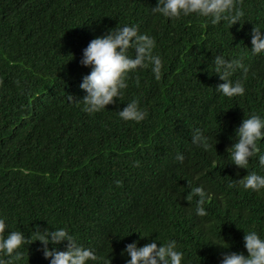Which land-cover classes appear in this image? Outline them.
<instances>
[{"label": "trees", "instance_id": "16d2710c", "mask_svg": "<svg viewBox=\"0 0 264 264\" xmlns=\"http://www.w3.org/2000/svg\"><path fill=\"white\" fill-rule=\"evenodd\" d=\"M155 5L0 0V217L9 230L64 227L95 250L90 264H125V244L158 234L177 241L187 264H218L223 252L245 251L244 231L264 235V194L235 186L247 170L227 163L225 151L243 116H264V56L249 49L253 26L264 29V0H240L244 16L230 28L194 15L168 19L151 11ZM125 24L154 38L161 79L139 69L120 100L89 114L78 100L89 71L79 63L82 49ZM215 54L242 57L248 71L231 79L243 82L244 96L216 92ZM132 99L147 112L139 123L118 116ZM196 128L210 138L208 151L191 143ZM258 146L264 151V138ZM249 170H257L255 158ZM196 185L210 194L204 217L193 213ZM210 236L229 247L209 244ZM38 247L22 248L20 264H48Z\"/></svg>", "mask_w": 264, "mask_h": 264}, {"label": "clouds", "instance_id": "9594fccd", "mask_svg": "<svg viewBox=\"0 0 264 264\" xmlns=\"http://www.w3.org/2000/svg\"><path fill=\"white\" fill-rule=\"evenodd\" d=\"M151 11L168 19L196 16L210 22L212 25L225 22L230 28L237 22L241 23L244 12L240 0H156ZM155 40L148 34L138 32L135 25L113 27L107 32L94 36L82 49L79 63L89 68L79 83V88L85 93L82 98V110L93 114L106 109V106L120 100L123 91L128 87L129 74H135L139 69L150 68L153 78L161 79L162 60L154 54ZM250 52L253 56H264V29L254 27L250 32ZM237 69L243 73L248 71L242 63V57L226 58L222 54L212 57L211 74L215 73L222 83L215 86L217 93L232 98L245 95V87L241 80L231 79ZM208 71V69H207ZM209 72V71H208ZM139 86V81H136ZM69 102L73 96L67 97ZM123 121L141 122L147 116L136 99L127 102L118 111ZM264 138V116L255 112L241 119L234 128L230 139L233 141L225 151L228 162L237 169H245L246 174L235 179V186L244 191L264 194V151L258 142ZM191 143L202 151L210 148V138L200 128L192 130ZM256 159V169L249 170L250 160ZM175 160L183 163L184 156L177 152ZM138 161L133 165L137 166ZM119 185V181H115ZM189 182L187 181L186 184ZM191 196L196 197L193 213L197 217L207 215L204 204L210 199V194L203 185L190 187ZM151 234V233H150ZM143 235L140 237H147ZM244 252H223L218 264H264V235L256 230L244 231L242 236ZM39 242L37 251L48 260V264H90L97 261L94 249L85 247L64 227H43L35 225L30 234L22 230H9L6 218L0 217V264H20L23 259L22 248ZM159 242V243H158ZM208 243L228 248L223 239L220 242L210 236ZM62 245V247H59ZM121 255L127 257L125 264H187L184 253L179 250L175 239L161 240L159 234L147 243L139 244L132 240L125 244ZM110 264V258L104 261Z\"/></svg>", "mask_w": 264, "mask_h": 264}]
</instances>
